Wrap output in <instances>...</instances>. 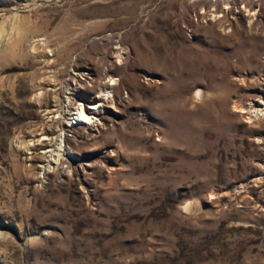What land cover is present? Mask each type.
Returning a JSON list of instances; mask_svg holds the SVG:
<instances>
[{
  "label": "rangeland",
  "instance_id": "1",
  "mask_svg": "<svg viewBox=\"0 0 264 264\" xmlns=\"http://www.w3.org/2000/svg\"><path fill=\"white\" fill-rule=\"evenodd\" d=\"M256 101L264 0H0V264H264Z\"/></svg>",
  "mask_w": 264,
  "mask_h": 264
},
{
  "label": "bare ground",
  "instance_id": "2",
  "mask_svg": "<svg viewBox=\"0 0 264 264\" xmlns=\"http://www.w3.org/2000/svg\"><path fill=\"white\" fill-rule=\"evenodd\" d=\"M107 77L109 78V81L106 83H103V86H101V92H108L111 90L112 85L114 84L113 81V76L111 75H107ZM116 84V83H115ZM111 92V91H110ZM118 104V100L115 99L114 97L112 98H104V96H97V101L95 103H93L89 108L88 111H84L82 110V106H80V108H77V118L80 119L82 122V125H87L86 120L91 118L89 115L95 116L96 114V107L98 106L100 107H106V106H114L116 107V105ZM251 113L254 114H260L261 112L264 113V103L262 101H256L255 103H250V108ZM103 117V116H102ZM101 117V118H102ZM100 118V119H101ZM103 120L105 119L104 117L102 118ZM90 120V119H89Z\"/></svg>",
  "mask_w": 264,
  "mask_h": 264
}]
</instances>
